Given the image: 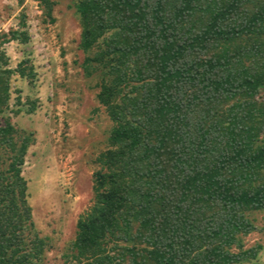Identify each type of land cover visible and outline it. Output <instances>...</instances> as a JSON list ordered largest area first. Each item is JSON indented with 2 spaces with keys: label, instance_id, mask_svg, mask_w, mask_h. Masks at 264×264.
<instances>
[{
  "label": "trees",
  "instance_id": "trees-1",
  "mask_svg": "<svg viewBox=\"0 0 264 264\" xmlns=\"http://www.w3.org/2000/svg\"><path fill=\"white\" fill-rule=\"evenodd\" d=\"M37 1L54 22L56 2ZM73 6L81 68L113 126L66 262L258 264L244 237L264 213V0ZM28 40L0 34V264H37L48 248L23 175L34 134L6 116L12 76L36 73L9 68L3 45Z\"/></svg>",
  "mask_w": 264,
  "mask_h": 264
},
{
  "label": "rangeland",
  "instance_id": "rangeland-1",
  "mask_svg": "<svg viewBox=\"0 0 264 264\" xmlns=\"http://www.w3.org/2000/svg\"><path fill=\"white\" fill-rule=\"evenodd\" d=\"M54 1L51 22L37 0L23 4L0 0V34L12 30L29 34L27 43L3 45L8 67L15 70L28 60L36 73L33 83L18 73L12 76L6 116L17 128L34 134L23 175L35 229L48 239L37 264H76L67 263L63 254L75 239L80 216L94 202V173L99 168L95 159L106 149L113 124L96 99L95 80L81 68L84 54L79 49L76 0ZM17 97L21 103H16ZM28 100L36 106L31 113ZM17 109L21 111L15 115L12 110ZM253 219L260 229L244 237V248L260 245L256 262L264 264V213L254 214Z\"/></svg>",
  "mask_w": 264,
  "mask_h": 264
}]
</instances>
